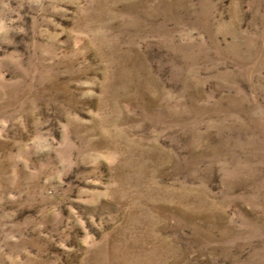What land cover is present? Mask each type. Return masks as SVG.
Masks as SVG:
<instances>
[{"label": "rangeland", "instance_id": "obj_1", "mask_svg": "<svg viewBox=\"0 0 264 264\" xmlns=\"http://www.w3.org/2000/svg\"><path fill=\"white\" fill-rule=\"evenodd\" d=\"M0 264H264V0H0Z\"/></svg>", "mask_w": 264, "mask_h": 264}]
</instances>
